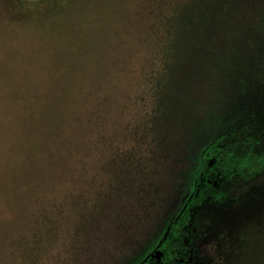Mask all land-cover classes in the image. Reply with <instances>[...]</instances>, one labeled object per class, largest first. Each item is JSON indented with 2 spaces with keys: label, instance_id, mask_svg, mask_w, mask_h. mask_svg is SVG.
Returning a JSON list of instances; mask_svg holds the SVG:
<instances>
[{
  "label": "rangeland",
  "instance_id": "obj_1",
  "mask_svg": "<svg viewBox=\"0 0 264 264\" xmlns=\"http://www.w3.org/2000/svg\"><path fill=\"white\" fill-rule=\"evenodd\" d=\"M220 4L226 5L218 0H71L52 20H38L29 11L25 28L14 34L15 22L0 2V164L12 149L8 167H2L5 162L0 165V264L226 261L225 251L234 250L241 241L232 234L233 225L227 219L253 213L243 199L233 197L234 189L256 187L258 198L264 199V174L254 176V186L251 182L237 185L236 178L254 175L259 166L245 164L227 182L229 171L222 158H209L198 179L197 195L172 224L188 195L192 175L179 201L165 203L156 214L150 201L152 187H141L135 167L125 166L131 175L126 183L113 177L108 159L112 145L127 153L126 161L138 159L132 153L131 138L121 128L135 123L134 118L149 116L148 81L161 60L163 16L173 8H189L187 17L202 9L206 21L215 22L221 14L213 9ZM226 9L229 20L224 24L233 26L231 33L237 28L241 31L245 21L264 25V0H230ZM216 29L213 24L206 30L205 51L211 44L218 50ZM194 33L187 29L177 42L192 40ZM200 41L196 36V42ZM185 50L181 46L178 54ZM218 60L215 52L209 56L206 51L198 64L211 68ZM169 75L166 71L156 83ZM157 85L161 90V84ZM162 89L168 118L181 117L177 104L183 101L182 91L163 85ZM156 118L159 130L165 129L167 121ZM21 119L37 131L36 143L42 142L50 152L35 165L36 181L14 185L9 174L16 172L20 139L26 140L19 129ZM194 154L195 160L198 152ZM146 161L148 172L159 167L153 156ZM125 185L134 194L132 204L120 202L128 195ZM98 192V200L107 208L105 214L91 204ZM260 218L258 227H246L251 253L238 264H264V213Z\"/></svg>",
  "mask_w": 264,
  "mask_h": 264
},
{
  "label": "trees",
  "instance_id": "obj_2",
  "mask_svg": "<svg viewBox=\"0 0 264 264\" xmlns=\"http://www.w3.org/2000/svg\"><path fill=\"white\" fill-rule=\"evenodd\" d=\"M70 1L0 0L2 5L6 6L10 19L15 22L11 27V31L14 28L12 32L14 34H18L25 28L29 11L35 12L38 20H52L57 10ZM218 1L226 5L220 4L218 8L213 9L214 11L219 10L221 14V18L215 22L210 21V18L206 21L202 9L196 10L195 14L187 17L186 15L190 13L189 8L181 11L173 8L169 15L163 16L165 36L160 49L161 60H159L158 71H155L156 73L150 76L148 81L149 116L134 118L135 123L125 124L124 128L123 126L121 128L126 136L131 138V143L135 148L132 153L137 156V161H126L128 156L124 155L127 153L119 146L110 144L108 159L113 177L120 180L125 179L128 183L131 175L126 168L134 166L135 174L140 178L141 187H145L146 184L152 187L150 201L154 205L156 214L160 212L165 203L179 201L182 188L187 183L188 176L192 175V182L187 190L188 195L180 209L181 212L170 221L172 224L179 219L197 195L198 179L204 172L209 158L220 156L225 159L224 161L221 159V163L229 171L225 174L227 182H230L241 166L251 162L259 166L257 172L252 174L253 176L241 175L236 178L237 182L233 179L237 185L248 183L249 186L251 182L250 185L254 186L257 181L254 176L264 174V25L249 24L245 21L241 31L237 28L238 30L234 29L231 33L233 26L226 28L224 24L229 20V10L226 6L230 0ZM220 7L224 9L220 11ZM213 10L211 9L208 14ZM238 19L239 15L236 23ZM213 24L215 29L217 28L216 36L220 38L218 50L211 44L213 49H209V46V48L206 47V51L209 56L215 52L219 60L211 68L210 66L200 68L199 59L206 56L205 33ZM189 28L195 32L192 40L184 41L183 39L180 43L177 42L179 35ZM196 36L201 39L199 43L196 42ZM221 43L223 46L220 48ZM181 46L186 50L178 54ZM202 70L204 72H201ZM166 71L170 72L169 77L156 83L161 76L166 74ZM157 84H161V90ZM162 85L166 88L177 89L178 92L182 91L183 101L177 104L178 109H182L181 117L175 115L174 118H168L169 111L162 105L164 95ZM157 116H162L167 121L165 129L159 130ZM26 122L28 121L22 122L21 119L19 129L26 134V140L20 139L21 153L15 166L16 172L9 170V176L12 175L14 185H27L33 180L36 181L35 165L39 158L50 152L42 142L36 143L37 131ZM194 152H198L195 160ZM11 153L12 149L9 147L5 155L7 158L1 162V164L5 162L2 167H8ZM152 156L158 160L159 167H154L148 172L149 167L146 160ZM21 173L24 177H21ZM103 183L100 182V185ZM237 185H234L235 188ZM118 187L114 189V195L119 191ZM123 188L128 191V195L120 202L132 204L131 197L134 194L129 193L130 189L127 185ZM250 190H252L251 197L248 195ZM141 191V194H144V190ZM220 191L223 192V190ZM249 191L240 186L233 191V197L243 199V204L250 205L253 213L252 217L247 215L243 219L241 216H237L236 219H227L226 222L233 225L232 234L238 236L241 241L234 250L225 251L226 261L222 264H238V261L242 260L241 257H244L245 261L251 253L248 252L247 247L246 227L250 225L256 228L260 225V216L264 213V199L258 198L256 187ZM98 194L99 192L95 193V197ZM91 204L100 214L106 213L107 208L100 203L98 196ZM236 220L239 221L235 222ZM249 244L253 249L255 244L253 239ZM229 252L233 254L230 256Z\"/></svg>",
  "mask_w": 264,
  "mask_h": 264
}]
</instances>
